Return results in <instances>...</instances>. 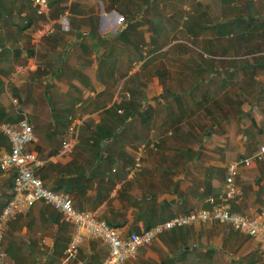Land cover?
Masks as SVG:
<instances>
[{
    "label": "crops",
    "instance_id": "0c3cea01",
    "mask_svg": "<svg viewBox=\"0 0 264 264\" xmlns=\"http://www.w3.org/2000/svg\"><path fill=\"white\" fill-rule=\"evenodd\" d=\"M47 3L40 13L35 0H0V104L32 125L37 141L28 149L43 161L37 174L45 185L125 234L212 210L228 165L264 144L260 75L240 69L233 93L220 69L205 66L176 70L180 83L165 85L157 76L147 84L133 67L153 40L143 37L154 31L148 27L154 16L138 12L144 0ZM119 9L137 23V37H114L128 26ZM50 24L55 32L40 35ZM124 101L139 102L143 113L131 116L119 108ZM73 121L78 133L70 137ZM69 139L72 148L64 151ZM143 145L140 169L131 175ZM14 175L0 170V213L13 195ZM236 181L244 194L233 209L260 213L264 160L242 167ZM73 232L58 210L37 201L9 222L5 264H101L108 254L101 240L87 241L78 259L66 262ZM126 264H264V250L229 224L199 223L164 233Z\"/></svg>",
    "mask_w": 264,
    "mask_h": 264
},
{
    "label": "built area",
    "instance_id": "2783aa9c",
    "mask_svg": "<svg viewBox=\"0 0 264 264\" xmlns=\"http://www.w3.org/2000/svg\"><path fill=\"white\" fill-rule=\"evenodd\" d=\"M35 2L39 6L40 13L48 10L47 0H35ZM38 32L40 35L53 34L55 27L50 24ZM0 129L11 142V149L0 153V170H13L15 173L13 195L0 213V264H5L7 257L4 238L9 222L26 212L37 201L51 205L74 225V232L66 250L65 260L68 263L78 259L84 243L101 240L108 248V254L101 264H126L137 258L141 247L151 245L168 231L213 222L229 224L236 231L252 237L264 250V206L255 216L240 214L232 206L244 194L236 181L240 169L264 160V144L253 155L228 165L224 192L220 201H211L212 210H195L187 214H179L154 227L125 234L121 228L111 226L107 221L98 218L95 213L78 210L70 195L57 192L45 185L37 174V169L43 165V161L35 152L28 149L30 143L37 141V136L27 118L22 119L18 125L0 123ZM67 133L70 137L78 133L75 121L68 127ZM144 147L145 145L141 146L138 152L137 163L132 168L131 175L140 169ZM71 148L72 140L63 142L64 151H69Z\"/></svg>",
    "mask_w": 264,
    "mask_h": 264
},
{
    "label": "rangeland",
    "instance_id": "374dc122",
    "mask_svg": "<svg viewBox=\"0 0 264 264\" xmlns=\"http://www.w3.org/2000/svg\"><path fill=\"white\" fill-rule=\"evenodd\" d=\"M150 5L152 7L148 8V4L141 3L138 10L144 12L148 20L154 16L148 21V27L154 28V31H150L152 36L146 30L147 35L143 37H155L153 34L156 32L161 42L158 41V45L163 50L150 54L155 46L146 45L143 49L144 45L141 48L143 54L149 53L144 54L149 65H143L145 61H136L133 67L138 70L137 77L147 84L153 83L157 76L165 85L180 83L181 75L177 76L176 70L205 66L212 70L220 69L226 76L228 92L233 93L240 83V69L246 72L254 70L259 58L264 63V19L258 21L257 30L242 28L235 36L221 35L218 26L220 21L227 22L243 15L264 16V0H155ZM200 23L209 27H201ZM191 24L195 34L189 30ZM131 37H135V34ZM203 52H209V55ZM161 71L165 74L164 78L158 75ZM257 73L260 75L258 84H261L264 82V67L258 66ZM135 82L132 77L131 83Z\"/></svg>",
    "mask_w": 264,
    "mask_h": 264
},
{
    "label": "trees",
    "instance_id": "16d2710c",
    "mask_svg": "<svg viewBox=\"0 0 264 264\" xmlns=\"http://www.w3.org/2000/svg\"><path fill=\"white\" fill-rule=\"evenodd\" d=\"M155 2V0H144V3L149 4ZM119 11L123 14L124 11L122 9H119ZM124 15V19L125 22L128 23V26L126 27V29H124L123 31L119 32L118 34H116L114 37L115 38H119L121 39H125L126 37H131V35L135 34V37H137V29H136V22L133 21V18L131 19V17L127 16L126 14ZM264 19L263 15L260 14H255L253 16H249V15H243V16H239L235 19H231L228 20L227 22H219L218 26H219V33L221 35H228V36H235V33L237 31H240V29L242 28H246L247 30H257L259 28L258 25V21H261ZM199 25H201V27L207 28L209 26H206L204 23H200ZM193 25L191 24L189 26V30L191 31V33L195 34L194 29H193ZM140 34V33H139ZM142 37V34H140ZM158 39V38H157ZM249 43V42H248ZM159 42L158 40H151L150 43H147V45H153L155 46L153 50H151L149 53H155L156 51H159L160 49H162V46L158 45ZM142 46V44H141ZM144 46V44H143ZM141 53V52H140ZM149 53H147L146 55H148ZM142 54V53H141ZM141 60L144 62L143 65L148 66L149 63H147L146 60V56H144V54H142L140 56ZM257 61L259 60V62L261 63H256V65H254V71L257 73L258 72V66L260 67H264V63L262 58L256 59ZM158 74L160 75V77H162V73L158 72ZM1 94V93H0ZM119 108H125L128 112V114H130L131 116H134L135 114H139L141 115L143 112L140 109V103L139 102H131V101H124L123 103H121L119 105ZM147 113V111H146ZM22 119V115L20 113H17L15 110L13 111H9L8 109H6L5 107H3L0 104V123L4 124V123H16L19 122ZM1 148H6V149H11V142L8 138V136H6L3 131L0 129V150ZM102 152H99V157L101 156ZM14 186V185H13ZM11 199V198H10ZM9 199V200H10ZM8 203V202H7ZM180 229V228H178ZM71 240V238H70ZM69 240V242H70ZM68 242V244H69ZM68 247V246H67Z\"/></svg>",
    "mask_w": 264,
    "mask_h": 264
},
{
    "label": "water",
    "instance_id": "95a60500",
    "mask_svg": "<svg viewBox=\"0 0 264 264\" xmlns=\"http://www.w3.org/2000/svg\"><path fill=\"white\" fill-rule=\"evenodd\" d=\"M117 31V30H114V32Z\"/></svg>",
    "mask_w": 264,
    "mask_h": 264
}]
</instances>
